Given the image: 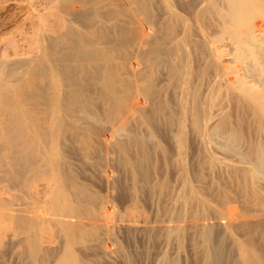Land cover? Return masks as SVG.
I'll use <instances>...</instances> for the list:
<instances>
[{
  "label": "bare ground",
  "instance_id": "bare-ground-1",
  "mask_svg": "<svg viewBox=\"0 0 264 264\" xmlns=\"http://www.w3.org/2000/svg\"><path fill=\"white\" fill-rule=\"evenodd\" d=\"M46 1L52 18L59 10L57 25H62V28H48L43 15H37L39 8L36 2L31 11L35 14L38 29L34 42H28L30 45L25 50L20 48L21 51L15 43L16 49L11 55L0 54V163L8 185L22 192H27L39 181H46L45 200L34 213L27 211L28 205L21 195L3 198L0 192V227L8 226L11 232L14 230L11 236H0V264H100V260L111 258L116 250L102 249L88 255V251L93 249L87 243L99 232L91 227L92 224L88 228L85 220L106 219L109 214L102 210L100 195L88 193L77 181L69 158L64 155V147L70 137L76 144L91 145L93 153L115 152L118 165L132 178L128 193L136 196L141 190H148L157 192L162 198L170 193L167 183H152L151 178L152 156L166 155V150L156 139L164 124L174 132L179 156L181 190L178 204L185 213L190 206H196L190 214L194 225L188 229L193 231L199 243L201 264L225 262L226 245L220 234L232 239V233L240 231L245 236L247 233L254 245L260 244L258 240L264 242V218L246 224V218H233L231 208L235 203L246 206V201H258L264 207L261 187L255 184L252 172L246 167L236 166L227 158L220 159L212 151L218 136L223 135L226 148L241 141L242 124L231 125V117L224 115L211 125L210 105L214 97L202 101L198 87H191L189 93L184 89L189 83H194L191 81L194 76L203 80L212 72L225 70L218 58L223 51L217 49L211 48L210 64L203 71H192V66L185 59L183 44L177 36V27H184L186 23L177 8H184L185 0ZM203 1L208 7L198 14L202 22L211 16L225 18L228 27L237 29V40L248 37L252 42L256 41L255 22L264 18L262 0ZM23 2L28 1L12 0L11 3L21 8L24 7ZM187 6L189 10L194 7L191 3ZM160 10L165 12V19L158 21L156 13ZM126 12L137 17L135 28L111 23L119 14ZM26 19L32 21L28 16ZM141 22H146L149 28L144 29ZM79 23L84 27L80 28ZM77 24L79 28L75 27ZM258 52L264 62V48H259ZM131 56L134 63L130 62ZM163 75L168 82L165 85L161 82ZM238 88L245 98L242 101L246 102L247 95L248 101L257 105L256 115L264 120V99L255 98L253 89L246 94V87ZM98 113L104 115L103 119L96 117ZM96 123L109 124L111 129L101 135ZM189 129L199 140L204 153L197 163L200 173L196 185L188 174L186 147ZM127 130L129 134H126ZM86 149L92 152L91 148ZM252 153L257 166L264 170V150L254 146ZM218 170L224 174L217 177ZM204 171L214 174L209 186H206ZM225 174L229 175V180L223 185L220 181L224 180ZM103 178L106 185L112 181L107 176ZM215 181H219V185ZM208 198L224 206L227 213L218 212L209 204ZM22 200V205H26L24 208L18 204ZM44 208L56 216L54 224L60 231L57 241H51L52 236L46 246V240L39 234L44 228L40 217ZM184 214L176 218L180 221ZM211 220L214 223H210ZM103 229L108 231L109 228L103 226ZM186 231L182 225H173L161 228L157 234L171 242L182 239ZM216 235L221 240L215 245ZM54 241L57 247L58 244L61 247H53ZM232 246L237 252L235 264H264V254L254 251L251 244L246 246V243L234 239ZM166 256L162 257V264L178 263L175 258Z\"/></svg>",
  "mask_w": 264,
  "mask_h": 264
},
{
  "label": "rangeland",
  "instance_id": "rangeland-1",
  "mask_svg": "<svg viewBox=\"0 0 264 264\" xmlns=\"http://www.w3.org/2000/svg\"><path fill=\"white\" fill-rule=\"evenodd\" d=\"M25 1L28 2H23L22 5H24V7L22 6L20 8L19 6L17 7V5H13L11 3L12 0H0L1 55H11L14 48L16 49V47H18V51H21V49L23 50L25 47L27 48V45H30L32 42H34V36L38 29L35 14H33L31 11L33 9V4H35L36 2V6H38L37 8H39V14L37 13V15H43V18H41L45 21L44 23H47L50 26H48V28H62V25H57L59 10L55 11L56 17L52 18V16L50 15L51 11H49L48 8V1ZM188 3L194 5L192 10H189L187 8V5H189ZM262 3L264 4V0H262ZM183 4L187 7L185 6L184 8H180L178 6L177 11L186 23L184 24L185 28L182 26L177 27V36H179L178 38L183 44L185 59L189 62L190 67L192 66V71H203L208 68L210 64L211 48H213L214 50L217 49L223 51L218 58H220L222 64L225 66L224 72H212L205 78H203V80L198 79L196 76L192 77L191 81H193L194 83L190 81L191 83L185 86L184 89H186V91L189 90V93L191 87H198L200 98L202 99V101L214 97V99H212L214 103L212 102V106L210 105V116L211 119L213 118V121H210L211 125L216 124V120L219 121V119H221V117L224 115H228L229 117H231V125L238 122L242 124L240 130L242 135L241 141L233 143L230 146L228 145V147L226 148L223 135L218 136L214 140V149L212 148V151L218 158H227V161H229L230 163L236 166H244L246 167V169L250 170L255 178V184L261 187L260 190L264 195V170L260 169L257 166L255 156L252 153V149L254 146L261 147L264 150V120L260 119L256 115L257 105L248 101L247 95L246 102L242 101L245 98L242 96V93L238 88V86L246 87V90L248 89V91H246V94L247 92H249V90L253 89L252 91L254 92L253 95L255 98H262V100L264 99V62L260 60V55L258 52L259 48H264V32L262 31L264 30V18H260L255 22L256 28L254 29V34L258 35L256 41L252 42V40H249L248 37H246V40H244L243 38H240V40L237 37V40V29L228 27L227 20L225 18L211 16L206 18L203 22L200 20L198 14H200L203 9L208 7V4L206 2H204L203 0H185L183 1ZM41 8L45 9H42V11L40 10ZM156 14V18L158 21H161V19H165V12H163L162 10H160ZM27 16L29 20L32 21H28L27 19L25 20ZM32 16L35 18H33ZM44 16L46 17V19ZM136 18V16H133L129 12H126L125 14H119L118 17L115 18L111 23L118 22L128 24L129 28H135V26H137ZM24 20L25 22H27V24L24 23ZM145 23L146 22H141L142 25H140L142 27L144 26V29L145 27L149 28V26ZM47 24L45 25L47 26ZM33 25H35L36 27H34ZM79 25L81 26L80 23ZM75 27L79 28L78 24L75 25ZM83 27L84 26H81L80 28ZM31 38L33 40H31ZM28 42L31 43L29 44ZM13 45H15L16 47H14ZM130 60L131 63H134L133 61H135L134 57L132 56ZM161 79L163 80L161 81L162 84L164 83L165 85V83H168L164 75L161 77ZM194 84L196 86H194ZM227 86H229L230 88L226 89ZM209 88H211L212 90ZM216 89L218 91L214 92L216 91ZM209 91L212 93H210ZM90 93H93V91H90ZM242 97L243 99H241ZM98 115L99 116L96 115V117H100L101 119H103L104 115H102L101 113H98ZM96 124H98V131L101 135L106 134L109 128L111 129V125L109 124ZM114 128H116V126H114ZM160 130L161 131L157 134L156 139L160 143L162 148L166 150V155L162 156L161 154H156L152 156L153 174L151 182L167 183L170 193L168 192L167 195L164 196L165 198H160V195H158L157 192H149L148 190H141L139 194H137L136 196H132L130 192H127V190L129 191L132 187V178L129 176L130 173L127 170L118 165V155L115 152L109 151L108 153H93V148L91 147V145L87 144V146L85 147L83 143L76 144L70 137H68L69 142H67L66 146L64 147V155L69 158L73 175L77 178V181L85 187L88 193H97L98 195H100L101 200L103 199V207L101 206L102 210L109 214V217L106 218L107 220L96 219L88 221L85 220L84 222L89 226L88 228H96V232H99L96 233V236L91 238L87 243V246L90 249H93L91 251H88V255H93L94 252H99L102 249L112 252L116 250L114 254H112L111 258L108 257L107 260H100V264H162V257L166 255V257L171 259L175 258L178 261L177 264H201L199 243L194 237L193 231L188 229L190 226L194 225L192 215L190 214L196 209V206H190L185 213L184 210L179 206L177 201V197L181 190V183L179 179L178 167L179 156L177 153L174 132L172 131V133V128L168 127L165 124L162 125ZM126 134H129L128 130ZM194 136L195 134L189 129L187 133L186 147L187 163L189 167L188 174L192 183L196 185V178L200 173L197 169V163L200 159L203 158L204 153L202 151V146L199 140L197 141V137ZM123 138L125 140H128L127 137ZM107 140L111 139L107 138ZM149 145L151 146L150 143ZM86 148H91L92 152H89ZM99 150L101 151V149ZM244 156L246 157V160L244 159ZM4 173V169L2 167V164L0 163V192L3 194V198H7V196L9 198L10 196L15 195H17L18 197L22 196L24 198V203L32 208L30 209L28 206L24 205L28 209L27 211L31 213L37 211L38 206L41 207V204L45 200L44 196L46 194V188L44 184L46 183V181H39L27 192H22V190H20L19 188H13L12 186L8 185V179L6 178V174ZM203 173L205 175V182H208L206 186H209V182L213 181L212 179H214V174H210L211 172L209 173L207 171H204ZM223 174L224 172L222 170L217 171V177ZM105 176L112 180L108 185H106V183H103V181L105 180V178L103 177ZM227 180H229V175L225 174L224 180L220 182L221 184L225 185L227 184ZM215 183L216 185H219V181H215ZM197 186L201 190H204V187L202 185L197 184ZM36 192L40 194L38 195V193L36 194ZM208 199L209 204L213 206L218 212L222 211L227 213L224 206L215 203L210 198ZM24 203L22 200V203L19 202L18 204H21V206H23L22 204ZM231 208L233 209V218H246V224L257 220L258 218H264V207H262L258 201H246V206L235 203ZM162 209L165 210V212L169 215H166V213H164ZM43 212L44 214L40 217L42 218V227L44 228H41L39 234L42 235L43 240H46L44 241V244L46 246V242L50 241L49 238H51L52 236L53 237L51 238V241L53 239L57 241L56 238H59L60 231L58 230L56 224H54L56 216H54L53 213L45 208ZM179 214H184V219H180L179 221V219L176 218V216H180ZM51 215L53 216L52 218ZM210 223H214V220H211ZM91 224L92 226L90 227ZM95 225H98L99 227L101 226V229L99 230V227H95ZM173 225H182L187 229L185 235L179 241L172 240L171 242H168L165 241V239L161 237L159 233L157 234V232H159L161 228ZM103 226L104 228H109L110 231L109 229L108 231H104ZM7 228L8 226L5 228L0 227V236L3 237L13 235L14 230L12 229L11 232V229L9 230V228ZM153 228L155 229L153 230ZM148 229H151V231H148ZM145 230L146 232H148H144ZM220 236L222 237L224 244L226 245L224 247L225 262L223 264H235L237 260V254H235L237 252L232 249V243L234 239L246 243V246L251 244V246H254V248H252L254 251L264 254V242H260L258 240L257 242L260 244L254 245L247 233L245 236L240 231H234L231 235L232 239H226V237H223L221 234ZM220 240L221 239L216 235L214 242L215 245L218 244ZM54 244L52 245L53 247L57 245L56 242ZM58 245L59 246L56 247L60 248V244ZM76 250L79 251L80 247L77 246Z\"/></svg>",
  "mask_w": 264,
  "mask_h": 264
}]
</instances>
